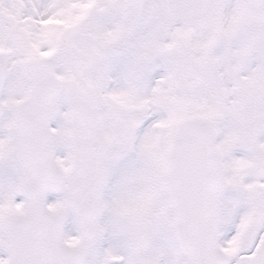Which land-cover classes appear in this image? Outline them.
<instances>
[{
  "label": "snow or ice",
  "instance_id": "obj_1",
  "mask_svg": "<svg viewBox=\"0 0 264 264\" xmlns=\"http://www.w3.org/2000/svg\"><path fill=\"white\" fill-rule=\"evenodd\" d=\"M0 264H264V0H0Z\"/></svg>",
  "mask_w": 264,
  "mask_h": 264
}]
</instances>
